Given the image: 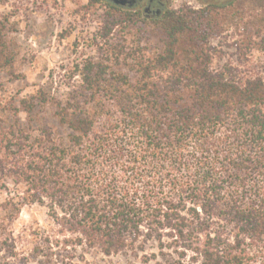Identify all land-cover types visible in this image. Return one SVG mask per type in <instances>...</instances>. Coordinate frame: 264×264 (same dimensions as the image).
I'll return each instance as SVG.
<instances>
[{
	"label": "trees",
	"instance_id": "obj_1",
	"mask_svg": "<svg viewBox=\"0 0 264 264\" xmlns=\"http://www.w3.org/2000/svg\"><path fill=\"white\" fill-rule=\"evenodd\" d=\"M231 3L168 9L152 22L102 3L115 18L107 24H146L160 49L109 45L104 26L105 54L125 53L131 76L111 83L102 63L89 62L78 70L87 97L0 106V190L9 193L0 245L16 244L8 225L37 204L50 221L29 233L31 252L46 260L79 250L139 264H264V80L211 68L209 42ZM5 28L0 20V68L13 60ZM38 104L52 106L65 133L34 120Z\"/></svg>",
	"mask_w": 264,
	"mask_h": 264
},
{
	"label": "rangeland",
	"instance_id": "obj_2",
	"mask_svg": "<svg viewBox=\"0 0 264 264\" xmlns=\"http://www.w3.org/2000/svg\"><path fill=\"white\" fill-rule=\"evenodd\" d=\"M228 1L173 0L170 8L200 9ZM231 1V7L224 10L230 14L225 17L222 29L209 42L215 53L211 68L238 82L249 77L264 80V0ZM107 13L102 2L89 4V0H0L7 52L13 59L11 66L0 68V106L9 107L12 102L17 107L19 99L30 97H87L80 88L83 77L78 70L89 62L102 63L106 67V79L111 83L119 79L116 73L131 76L130 58L125 57V53L118 57L105 54L106 45L99 36L104 26L110 29L109 45L114 43L125 51L150 55L160 49V42L150 26L143 23L126 28L110 25L108 19L115 21V18ZM100 97L109 95L102 93ZM53 112L50 104H38L34 120L47 121L59 133H65L63 127L57 125ZM18 115L25 119L24 112ZM7 187H13L10 180ZM7 195V191L0 190V203ZM2 214L0 209V217ZM49 221L44 207L21 206L16 219L8 225L16 244L0 245V264H139V260L129 254L103 257L90 252L82 256L77 250L72 259L52 257L49 260L35 255L31 252L33 240L29 233L38 227L48 228ZM4 248L17 253L7 257Z\"/></svg>",
	"mask_w": 264,
	"mask_h": 264
},
{
	"label": "flooded vegetation",
	"instance_id": "obj_3",
	"mask_svg": "<svg viewBox=\"0 0 264 264\" xmlns=\"http://www.w3.org/2000/svg\"><path fill=\"white\" fill-rule=\"evenodd\" d=\"M171 1L173 0H125L124 3H117L115 0H101L114 9L136 13L148 22L158 20L166 10L171 9Z\"/></svg>",
	"mask_w": 264,
	"mask_h": 264
},
{
	"label": "water",
	"instance_id": "obj_4",
	"mask_svg": "<svg viewBox=\"0 0 264 264\" xmlns=\"http://www.w3.org/2000/svg\"><path fill=\"white\" fill-rule=\"evenodd\" d=\"M125 0H115L117 3H124Z\"/></svg>",
	"mask_w": 264,
	"mask_h": 264
}]
</instances>
